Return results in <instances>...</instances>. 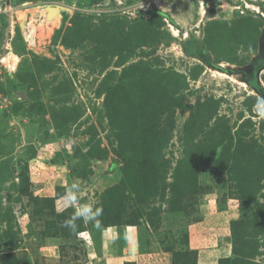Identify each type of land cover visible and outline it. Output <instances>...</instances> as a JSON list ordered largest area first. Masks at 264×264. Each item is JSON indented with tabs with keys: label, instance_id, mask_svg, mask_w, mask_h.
Returning a JSON list of instances; mask_svg holds the SVG:
<instances>
[{
	"label": "rangeland",
	"instance_id": "1",
	"mask_svg": "<svg viewBox=\"0 0 264 264\" xmlns=\"http://www.w3.org/2000/svg\"><path fill=\"white\" fill-rule=\"evenodd\" d=\"M259 101L264 0H0V264H264Z\"/></svg>",
	"mask_w": 264,
	"mask_h": 264
},
{
	"label": "clouds",
	"instance_id": "2",
	"mask_svg": "<svg viewBox=\"0 0 264 264\" xmlns=\"http://www.w3.org/2000/svg\"><path fill=\"white\" fill-rule=\"evenodd\" d=\"M257 111L259 115L264 117V101H259L257 104ZM84 196V191L79 183L73 182L66 190L63 199V208L71 207L73 214L70 218L66 219L63 223L64 227L69 228L71 231H76L77 220H83L85 223L93 222L99 225V217L103 214L102 207L94 206L92 203H81ZM62 209L58 208L57 212L60 213Z\"/></svg>",
	"mask_w": 264,
	"mask_h": 264
},
{
	"label": "bare ground",
	"instance_id": "3",
	"mask_svg": "<svg viewBox=\"0 0 264 264\" xmlns=\"http://www.w3.org/2000/svg\"><path fill=\"white\" fill-rule=\"evenodd\" d=\"M41 13L42 15H44L43 18L45 19V22H47V24L49 25L56 26L61 20V15L58 13L56 9H52L50 13L48 12L49 13L48 15L44 11H42ZM23 18L24 15L22 16V19ZM24 21H26V19ZM27 29H28L27 32L25 31L26 39L31 45H34L36 43V38H37L36 28L34 26H31L30 24Z\"/></svg>",
	"mask_w": 264,
	"mask_h": 264
},
{
	"label": "water",
	"instance_id": "4",
	"mask_svg": "<svg viewBox=\"0 0 264 264\" xmlns=\"http://www.w3.org/2000/svg\"><path fill=\"white\" fill-rule=\"evenodd\" d=\"M216 16L214 15V13H210L209 14V18H215Z\"/></svg>",
	"mask_w": 264,
	"mask_h": 264
},
{
	"label": "crops",
	"instance_id": "5",
	"mask_svg": "<svg viewBox=\"0 0 264 264\" xmlns=\"http://www.w3.org/2000/svg\"><path fill=\"white\" fill-rule=\"evenodd\" d=\"M109 230V229H108Z\"/></svg>",
	"mask_w": 264,
	"mask_h": 264
}]
</instances>
